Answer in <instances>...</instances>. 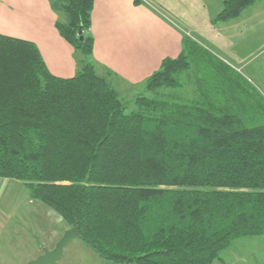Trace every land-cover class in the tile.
Here are the masks:
<instances>
[{"label":"trees","instance_id":"1","mask_svg":"<svg viewBox=\"0 0 264 264\" xmlns=\"http://www.w3.org/2000/svg\"><path fill=\"white\" fill-rule=\"evenodd\" d=\"M93 1L49 0L79 57L73 78L49 74L32 42L0 35V179L77 225L109 264H216L234 241L264 239V100L185 37L184 53L162 61L126 112L95 71ZM256 1L222 0L211 21ZM192 65L203 85L184 104L166 91Z\"/></svg>","mask_w":264,"mask_h":264},{"label":"crops","instance_id":"2","mask_svg":"<svg viewBox=\"0 0 264 264\" xmlns=\"http://www.w3.org/2000/svg\"><path fill=\"white\" fill-rule=\"evenodd\" d=\"M210 1L214 5L217 0ZM259 1L232 22L214 25L211 16L220 6L213 10L207 0H94L91 36L95 71L109 75L115 88L139 87L158 71L164 59L175 60L184 53L185 37H189L237 76L244 78L245 73L234 64L241 70L256 74L261 71L259 75H264V0ZM64 21V15L54 11L49 0H0V35L32 42L49 74L69 79L80 65L76 51L55 28L56 23ZM210 48L227 61L219 60ZM0 182L3 187L11 181ZM58 230L45 234L43 245L25 249L14 264L28 263L44 248L52 249L61 237ZM73 243H69L58 264H108Z\"/></svg>","mask_w":264,"mask_h":264},{"label":"rangeland","instance_id":"3","mask_svg":"<svg viewBox=\"0 0 264 264\" xmlns=\"http://www.w3.org/2000/svg\"><path fill=\"white\" fill-rule=\"evenodd\" d=\"M207 1L213 10H217V6H220L218 10L221 11L222 0H219L221 2L217 0L214 5H212L210 0ZM258 1L259 0L256 2ZM246 9L247 8L244 10ZM218 10L211 16V18L220 13ZM239 16L232 20L237 19ZM232 20L215 23L211 22L212 24L217 25L232 22ZM209 50L214 56H217V58L220 57L219 60L227 61L225 59L226 57L221 55L215 49L210 48ZM212 61L214 62L215 70L218 71L217 68H221V66L215 59H212ZM232 66L245 73L246 77L244 76L243 78L240 76L243 80L242 82H244L245 85L247 84L249 89L255 90L258 97L264 100V75H259L262 72L257 71L259 74H256V71L247 72L244 69L241 70L240 66H235V64ZM231 73L232 72L230 71V74ZM179 80L182 82L181 87L177 89H168L166 92L174 94L175 97L179 98L184 104L193 101L192 99L199 96L203 84L200 81V75H198L197 69H195L194 65L189 68L188 72L181 74ZM116 90L120 95L122 103L127 106L126 112L135 109V106L129 104L138 93L142 94L143 92L142 89H139L138 87L127 88L124 85H120ZM143 94L145 96L147 95L145 93ZM245 95L246 94H242L243 97ZM219 98L224 99L220 96ZM247 106L248 105H246V107ZM248 110L249 109L246 110V112H248L247 115L242 116L247 123L250 122L251 118V114ZM10 181L11 182H7L5 186H0V264H14L16 258L21 257L25 249L31 250L34 245H43L42 243H46L45 234H50V231H53L58 227L59 235H62V233L70 227L62 221L57 213L51 211L47 206L33 199L31 200L28 191L21 182L15 180ZM241 239L245 240L234 241L230 245V248L220 255L221 260L216 262V264H263L264 239L259 237ZM72 245L76 247L84 246L79 240H74ZM41 248H43V246H41ZM84 248L87 247L84 246ZM85 250L89 249L87 248ZM87 252L88 251H84V254H88ZM89 252L91 251L89 250ZM91 254L93 257H97L93 252H91ZM97 258L100 259L99 257ZM77 262L78 261H76L75 264H77Z\"/></svg>","mask_w":264,"mask_h":264},{"label":"water","instance_id":"4","mask_svg":"<svg viewBox=\"0 0 264 264\" xmlns=\"http://www.w3.org/2000/svg\"><path fill=\"white\" fill-rule=\"evenodd\" d=\"M79 41H83L81 32H79ZM73 240H80V235H78V227L74 225L68 230H65L58 241L54 244V248H44L42 253L35 257L33 261L24 264H58L61 260L64 250L67 248L70 242Z\"/></svg>","mask_w":264,"mask_h":264}]
</instances>
